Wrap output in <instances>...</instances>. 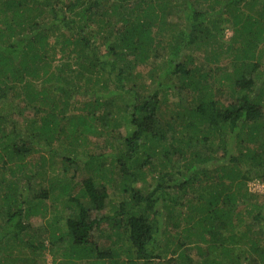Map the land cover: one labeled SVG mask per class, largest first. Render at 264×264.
<instances>
[{
    "label": "trees",
    "instance_id": "1",
    "mask_svg": "<svg viewBox=\"0 0 264 264\" xmlns=\"http://www.w3.org/2000/svg\"><path fill=\"white\" fill-rule=\"evenodd\" d=\"M245 4L257 14H242ZM229 13L237 47L222 33ZM0 22V264H38L30 251L46 241L32 221L46 217L49 242L66 248L57 264H264V192L226 183L264 169V0H0ZM52 37L75 70L53 65ZM194 48L215 66L202 71ZM222 54H234L228 67ZM20 90L48 115L21 127L9 102ZM57 93L86 101L64 118L71 103L60 107ZM90 135L110 153L82 155ZM54 139L67 141L54 153L71 175L46 188L22 160ZM50 196L74 209L64 227L57 210L48 217ZM223 230L242 246L189 258L188 242Z\"/></svg>",
    "mask_w": 264,
    "mask_h": 264
},
{
    "label": "rangeland",
    "instance_id": "2",
    "mask_svg": "<svg viewBox=\"0 0 264 264\" xmlns=\"http://www.w3.org/2000/svg\"><path fill=\"white\" fill-rule=\"evenodd\" d=\"M178 2H180L181 0H177ZM256 5H257V10L261 9V6L259 5L258 1H255ZM241 13L242 14H248V12H251L253 14H257L256 11L252 10L250 11V5L249 4H245L243 5L241 8ZM240 11V10H239ZM229 20H225L221 27H222V33L224 34V39L226 40L225 42H233L236 47L238 45H240L239 43L242 42L241 38L239 36H237V27L238 25L234 24V21H232V16L230 15V13L228 14ZM2 19H4L2 17ZM1 23V22H0ZM61 39H56V37H52L51 38V43H55L56 42V48H57V52L56 54L53 56L52 59V63L53 65L59 66V65H73V69L75 70L74 67L75 65L73 64L75 61H77L76 58H74V55L72 56L70 54H67V51L62 52L60 50L61 48ZM261 47H263V44L261 45ZM259 48V47H258ZM190 54L193 55V57L196 59V65L201 66L202 71H207L210 70L211 66H215L208 57V54L210 53H206L205 51H202L200 49H191L189 51ZM222 61L220 63L221 66L223 67H228L229 63L231 62V59L233 60L234 58V54L233 56H227L226 54H222ZM69 72V71H68ZM78 80L82 83H84V80L82 78H78ZM40 89V87H39ZM224 92L225 95L224 96H228L230 95V92L227 91V89L224 88ZM10 96L15 97L16 94H14L13 92L10 93ZM19 99L15 98V100L13 101H9L12 104V112L11 115L14 116V119L21 124V127H25L31 120L35 119L36 117L38 118H42L44 116H47L49 112H47V110H42L39 114H37V112H35L33 109L31 108H27L26 106V99H25V94L20 90L19 91ZM52 96V94H51ZM81 96V95H80ZM79 95H75V96H71V98H67L65 97L64 93H57L54 97L56 99H58V102L60 104V107L65 103V102H69L71 103V106L66 110V115L64 116V118H68L70 117V115H75L77 113L80 112L79 108L76 107H81L85 101L86 98H81ZM171 100L173 99V97L170 95ZM78 103V104H77ZM77 105V106H76ZM0 109H1V104H0ZM99 111V109H98ZM167 112H170L169 110H167ZM64 124H66V122H64ZM90 141L94 142L95 145H90L89 147H80L79 151L80 153H82V155H86L89 153H101V152H105V153H110V148L109 145L107 144V142L105 141V139L103 138H99L96 135H90L89 136ZM107 137V136H104ZM61 141H63V143H61ZM67 141L65 139L63 140H57L54 139L52 141V143H49V146H46L45 148L41 149L39 145H34L33 146V153L29 154L27 156V158H23L22 162H24L26 164V166L28 168L31 167V171L33 173V175H35V179L36 181L40 182V184H42L43 187L46 188H51L53 186H56V183L58 181H62L65 180L63 179V177L66 176H70L71 175V170L64 174L62 171V162H61V158L59 156H57L54 152L59 150V151H63L65 148V144ZM253 145V144H252ZM64 148V149H63ZM53 149V150H52ZM78 150V147H77ZM107 161H109V158L106 159ZM29 165V166H28ZM75 168V167H74ZM245 171L247 172V174L249 175L247 180H244L241 178V176L237 177H231L228 178L227 180V184H231L233 185L231 187V190H234L235 188L239 187V183H242V187H241V191H248V189L251 191V193H262L264 192V169L260 170L259 172H257L256 169H252L250 170V168H246ZM84 172L82 170H79L76 176L75 180L71 181V184L73 185V187L75 188L77 183H79V181L82 180L83 176H84ZM245 175H247L246 173H244ZM219 177V176H218ZM221 178V177H220ZM221 181V179L216 178L215 182ZM79 186V184H78ZM73 188V189H74ZM59 192H61V188H57L55 194H58ZM202 192V190H199L198 193ZM70 193H73V190H71ZM250 193V194H251ZM252 195V194H251ZM69 194H68V198H69ZM256 196V195H255ZM67 198V197H66ZM54 200L57 199H53L51 196L50 198L47 200V202L49 204H52L53 209L56 207L55 210L52 211V213L48 215L49 218H52L55 216V211L57 210V216H58V221L61 225V227H64V224L66 222V217L67 214H71L73 212L74 209L71 208V206L68 205V207L64 206L62 200H57V202H55ZM62 203V204H60ZM180 209L181 206L178 205L177 209ZM59 210V211H58ZM183 211V210H182ZM33 225L36 229L41 228V230L44 229L43 234L40 235L39 240L41 241L43 238L45 239V247L46 248H37L35 250H31L30 252H33V256L38 257V264H57L59 261L60 262H65L66 258L63 256L64 253V249L65 246H63L62 248H55L52 246V244L49 242V237L48 235L50 234V228L51 225H49L47 222V217L45 218V220H42L40 218L34 219L33 221ZM181 228L177 229L174 226H170L168 229H170V236H174V237H180L177 234H181L182 233V228L186 225V223L183 221L181 223ZM241 227H243V224H241ZM104 229H108V225L103 226ZM109 232L103 233L101 235V233L99 232L98 237H104L108 234ZM213 232H207L205 234V238L201 239L200 241H196V242H192L194 241L193 239L187 243V245L185 247H187V251H188V256L191 259H194L195 262H200V263H204V258L206 256V252H207V247H211V246H216L218 248H221L223 250L224 247H237V246H242L243 243L239 242L237 244H232L229 243L228 241L226 243H224V239L226 237H230L232 234L226 231H222L221 234L216 235V237H214L212 235ZM36 234V232L34 233ZM37 238V239H38ZM37 239L34 241V243H38ZM37 241V242H36ZM173 241V240H172ZM242 241V240H240ZM175 242V241H174ZM231 242V241H230ZM104 247V246H103ZM5 245L3 244V242L0 244V257L3 256L4 251L6 250ZM176 248V247H174ZM184 249V248H183ZM178 250V253H180L181 250ZM221 249H215L213 250V253H211L210 257H218L217 255H221ZM247 250V249H246ZM29 253V252H28ZM175 254V256L172 253H169L168 256H172L174 259H176V261L182 262L186 259H183L179 256V254ZM188 258V259H189Z\"/></svg>",
    "mask_w": 264,
    "mask_h": 264
}]
</instances>
